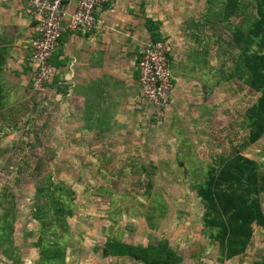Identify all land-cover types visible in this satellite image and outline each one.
<instances>
[{
	"label": "rangeland",
	"instance_id": "374dc122",
	"mask_svg": "<svg viewBox=\"0 0 264 264\" xmlns=\"http://www.w3.org/2000/svg\"><path fill=\"white\" fill-rule=\"evenodd\" d=\"M179 2L184 12L188 5L196 9L191 17L197 23L193 29H198L195 44L206 56L199 57L203 65L194 64L198 68L189 80H174L172 114L164 116L163 111L155 118L147 110L126 133L105 141L86 135L66 147V135L52 126L48 101L37 97L31 102L35 106L24 102L22 113L10 120L17 126L0 130V189L15 194L14 244L20 264H33L38 258L31 245L38 222L29 215L38 166L41 175L49 173L75 193L74 209L66 218L71 234L67 264H139L105 255L108 237L143 246L166 239L180 256L179 264H252L264 256L262 228L254 227L242 256L224 262L218 259L217 244L204 233L203 204L191 181L208 164L244 146V112L258 94L239 81L215 85L217 68L222 63L232 66L226 25L208 23L202 28L204 0ZM242 153L264 172V136ZM261 203L264 211V194ZM0 264L13 263L0 255Z\"/></svg>",
	"mask_w": 264,
	"mask_h": 264
},
{
	"label": "crops",
	"instance_id": "0c3cea01",
	"mask_svg": "<svg viewBox=\"0 0 264 264\" xmlns=\"http://www.w3.org/2000/svg\"><path fill=\"white\" fill-rule=\"evenodd\" d=\"M179 1L114 0L97 10L90 32L67 29L65 19L59 43L49 57L55 71L39 98L48 101L52 126L66 135V147L86 135L105 141L110 135L126 133L143 112L150 111L138 83L140 51L151 42L146 18L159 23L173 81L191 78L192 70L198 68L194 64L205 53L195 44L199 38L191 17L196 9L188 5L184 12ZM73 3L70 0L68 6ZM34 35L27 1L0 0V89L5 108L24 102L35 106L31 102L36 94L32 88L36 68L29 61V41ZM171 108L168 101L164 116L172 114Z\"/></svg>",
	"mask_w": 264,
	"mask_h": 264
},
{
	"label": "trees",
	"instance_id": "16d2710c",
	"mask_svg": "<svg viewBox=\"0 0 264 264\" xmlns=\"http://www.w3.org/2000/svg\"><path fill=\"white\" fill-rule=\"evenodd\" d=\"M204 4L202 28L208 23L212 27L225 24L228 30L226 45L234 53L230 69L222 63L215 70L218 77L215 85L239 81L258 94L256 101L244 112L247 121L244 146L205 166L204 171H200L201 176L195 172L198 175L191 181V189L203 204L204 233L210 243L217 244L218 259L224 262L246 252L254 227L264 229L261 203L264 172H260L254 159L242 153L245 146L256 143L264 136V0H204ZM191 23L194 26L197 24L194 20ZM158 26V22L146 18L150 43L163 42ZM39 95L36 91L35 98ZM1 97L0 89V130L5 126H17L10 124V120L20 115L22 104L5 108ZM37 170L29 207L31 219L38 222L37 237L31 244L38 253L33 264H67L66 249L71 234L66 218L74 209L75 193L63 182L53 181L49 173L41 175L39 166ZM16 210L15 194L10 189H0V255L13 264H20V254L14 244ZM105 255L127 257L139 264L181 262L166 239L143 246L108 237L105 240ZM252 264H264V256L255 259Z\"/></svg>",
	"mask_w": 264,
	"mask_h": 264
},
{
	"label": "built area",
	"instance_id": "2783aa9c",
	"mask_svg": "<svg viewBox=\"0 0 264 264\" xmlns=\"http://www.w3.org/2000/svg\"><path fill=\"white\" fill-rule=\"evenodd\" d=\"M26 1L35 26V35L29 41V61L36 68L32 88L41 94L55 71L49 64V57L59 43L65 19L67 29L90 32L96 25L97 10L114 0H74L71 8L68 6L70 0ZM167 55L166 43L162 41L148 43L140 51L141 97L155 118L164 111L173 90Z\"/></svg>",
	"mask_w": 264,
	"mask_h": 264
}]
</instances>
